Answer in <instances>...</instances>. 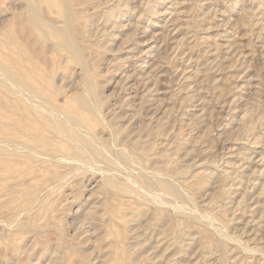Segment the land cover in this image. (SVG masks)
Listing matches in <instances>:
<instances>
[{"label": "rangeland", "instance_id": "374dc122", "mask_svg": "<svg viewBox=\"0 0 264 264\" xmlns=\"http://www.w3.org/2000/svg\"><path fill=\"white\" fill-rule=\"evenodd\" d=\"M148 1L127 0L122 10L128 5L129 11L117 23L122 26L106 25L115 38L106 48H96L101 52L94 73L102 110L107 121L123 129L124 139L154 144L148 165L161 164L162 153H168L165 163L172 173L184 169V179L196 182L205 176L204 183L190 187L194 206L185 208L207 215L205 226L186 222L176 226L169 219H151V211L144 207L136 223L133 215L122 223V230L134 229L125 241L133 243L131 234L138 232L143 246L137 253L148 255L152 264H264V0H150L157 11L152 16L144 12ZM23 7V0H0L4 57L11 23L20 21ZM92 13L81 23L92 40L99 38L103 45V18ZM27 47L43 84L60 103L69 101L81 87V67L34 37ZM89 56L91 65L97 54ZM0 97L8 100L4 88ZM246 119L253 120L252 130L243 129ZM160 127L163 135L157 137L154 132ZM97 131L105 138L109 135L103 125ZM99 180L100 176H93L82 193L76 183L64 188L39 217L41 224L58 223L65 229L76 248L68 264H77L81 254L82 264L117 262L105 260L106 251L97 244L115 242L116 234L106 237L104 230H96L98 217L86 219L93 202L98 205L103 200ZM7 186L0 185V195ZM222 188L230 193L221 195ZM210 208L215 209L213 214L206 211ZM4 226L1 222L0 233ZM55 231L54 226L42 229L40 242L31 233L19 239L17 244L24 249L19 261L49 264L54 249L55 257L64 254ZM219 235L226 239L225 258L223 246L217 243ZM44 244L49 250L41 254ZM3 251L0 242L1 264H12Z\"/></svg>", "mask_w": 264, "mask_h": 264}, {"label": "bare ground", "instance_id": "6f19581e", "mask_svg": "<svg viewBox=\"0 0 264 264\" xmlns=\"http://www.w3.org/2000/svg\"><path fill=\"white\" fill-rule=\"evenodd\" d=\"M23 1L21 19L19 22L12 21L8 31L5 46L9 51L6 57L0 48V88L6 90L8 99L3 102L0 97V185L8 183L6 192L0 195L3 198L0 214L4 215L0 223L5 225L0 233V242H4L5 259L12 264H24L19 261L24 249L18 246L17 241L31 233L36 242H40L37 238L42 234L40 231L54 226L57 243L65 252L55 257L58 250L54 249V259L49 264H68L73 253L76 254V248L65 235V229L58 223L41 224L39 217L52 206L56 195L64 188L76 183L82 193L86 182L98 175L99 190L104 197L98 205L93 202L94 207L88 209L86 219L98 217L100 226L96 230H104L106 237L117 236L115 242L106 246L98 241L97 244L106 251L105 260L117 261L116 264H152L148 255L137 253L138 247L143 246L138 232L131 234L133 243L125 241L134 229L122 230V223L131 215L134 216L133 223H136L140 210L148 207L151 211L148 215L153 220L169 219L176 226L184 222L205 226L207 214L186 210L185 207L194 206L190 187L204 183L206 177L197 182L187 181L184 169L172 173L165 163L168 153H162L165 158L160 159L161 164L148 165V152L154 144L129 142L121 136L123 129L117 128L104 116L96 80L98 75L94 73L97 60L101 57L96 48H106L109 41L115 38L116 34L109 33L106 25L111 22L117 27L122 26L117 23L118 18L129 11L128 5L122 10L127 0ZM146 5L144 12L149 16L157 13L150 0ZM90 10L93 11L92 16L103 18V45L99 43V38L92 40V34L81 23ZM55 16L61 20H56ZM31 37L65 53L67 60L75 61L81 67V87L69 101L60 103L55 92L41 81V74L35 73V60L27 47ZM91 53L97 54V57L91 60L90 65L87 57ZM70 102H75V105H68ZM98 125L109 130L107 138L101 135L102 131H97ZM243 129L252 130L253 120L246 119ZM154 135H163V128L160 127ZM229 190L222 188L220 193L225 196L230 193ZM93 194L87 200H91ZM173 204H177L176 207ZM214 210L210 208L206 211L213 214ZM220 236L217 243L223 246L222 258H225L226 239ZM175 243H178L177 238ZM48 250L49 246L44 244L41 254ZM17 256L18 260L11 259ZM84 258L81 254L77 264L85 263Z\"/></svg>", "mask_w": 264, "mask_h": 264}]
</instances>
